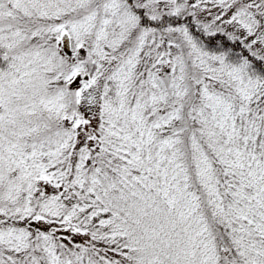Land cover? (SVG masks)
Returning <instances> with one entry per match:
<instances>
[{"label": "snow or ice", "instance_id": "snow-or-ice-1", "mask_svg": "<svg viewBox=\"0 0 264 264\" xmlns=\"http://www.w3.org/2000/svg\"><path fill=\"white\" fill-rule=\"evenodd\" d=\"M0 264H264V0H0Z\"/></svg>", "mask_w": 264, "mask_h": 264}]
</instances>
